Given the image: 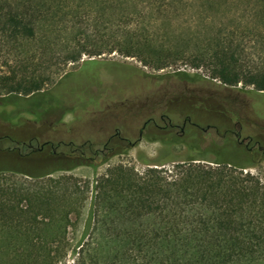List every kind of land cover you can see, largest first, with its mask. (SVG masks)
Returning a JSON list of instances; mask_svg holds the SVG:
<instances>
[{"label": "trees", "instance_id": "trees-1", "mask_svg": "<svg viewBox=\"0 0 264 264\" xmlns=\"http://www.w3.org/2000/svg\"><path fill=\"white\" fill-rule=\"evenodd\" d=\"M183 15L195 20L177 22ZM243 15L252 21H234ZM261 27L264 0H0V48L12 53L0 104L47 93L59 74L48 53L65 64L111 52L155 68L186 60L224 85L264 91V66L245 62L237 36ZM90 142L67 146L84 154ZM145 164L80 178L2 162L0 221L21 244L1 235L0 264H264V182L243 170L245 154L198 146L172 164Z\"/></svg>", "mask_w": 264, "mask_h": 264}, {"label": "rangeland", "instance_id": "rangeland-1", "mask_svg": "<svg viewBox=\"0 0 264 264\" xmlns=\"http://www.w3.org/2000/svg\"><path fill=\"white\" fill-rule=\"evenodd\" d=\"M188 18L183 15L177 22L195 20ZM220 20L230 21L224 18ZM247 20L252 21L243 15L234 21ZM85 23L87 33L92 34L93 20L86 19ZM237 36L244 45L245 62L249 66H264V27L257 34L239 32ZM56 56L51 57L48 53L43 59H50L47 64L53 70H59L54 83L46 87L48 91L45 95H36L28 101L10 99L6 104H0V113H3V117L0 116V134L8 133L24 140L35 138L32 140L34 148L46 139L54 143H67L73 139V146L87 139L91 141L90 149L83 147L85 152L82 156L81 150L72 152L67 145H60L53 154L51 145L47 144L42 150L21 147L24 154L19 155L16 150L5 149V145L10 143L5 140L0 144V164L69 168L57 169L53 175L72 173L80 178H91L118 163L131 165L138 171L144 170L145 162L164 161L165 165L172 164L195 156L198 146L204 147L205 139L200 128L189 123L183 136L178 137L183 142L167 141L172 138L168 134L174 135L172 133L177 132L178 127H166V133L161 135L153 122L147 124L138 138V129L148 117H153L158 125L166 122L160 119L161 114H166L171 122L178 125L188 115L200 126L207 123L217 125L220 132L225 128L233 129V122L239 120L242 125L240 136H251L249 145L257 140L264 149V91H254L252 86L240 83L236 86L224 85L218 79L211 78L209 68L204 64L195 67L186 60H178L155 68L142 64L137 57L123 56L118 52L92 56L83 54L78 61L65 64L61 56ZM5 60L11 65L12 53L10 56L0 48L2 71L7 70ZM130 73H136L137 78ZM232 98L246 104L243 110L240 104L222 106V110L216 107L219 99ZM157 131L158 135L151 136ZM110 136L113 137L107 145L109 150L89 159L93 151L100 149ZM226 136L236 144L232 133ZM129 141H134V144H129ZM194 141L197 145L190 144ZM238 148L250 160L249 166L243 170L264 182V151L256 146L248 151L244 144L238 145ZM206 155L213 157L209 153ZM3 177L11 176L6 174ZM16 177H21V174ZM85 214L86 207L81 221ZM78 228L81 230V224ZM15 231L12 224L0 221V236H11L12 245L21 244L13 234Z\"/></svg>", "mask_w": 264, "mask_h": 264}, {"label": "flooded vegetation", "instance_id": "flooded-vegetation-1", "mask_svg": "<svg viewBox=\"0 0 264 264\" xmlns=\"http://www.w3.org/2000/svg\"><path fill=\"white\" fill-rule=\"evenodd\" d=\"M131 76L133 77H136V73H130ZM225 100V101H223ZM237 104H240V109L243 110V108L246 106V104L244 102H239L238 103V100L236 98H232V99H219V103H218V106H216L218 109H223V107H231V106H238ZM223 106V107H222ZM160 119L164 122L166 120V122L163 124V125H158L155 121H154V118L153 117H148L147 119H145L142 123V125L140 126V128L138 129V138H140L143 134V131L144 129L146 128L147 124L149 122H153L155 128H157V130L159 132H161V135H163L164 133H166V127H169V128H174V127H178V130L177 132L175 133H172L174 135H170L168 134L169 136H176V137H182L184 132H185V129H186V124L189 123L193 126H196V127H199L200 130H201V134H202V137L205 139V144H204V147H212L214 148V145L216 146H222V147H225L227 149H235L239 152V148H238V145H241V144H244L245 146V149L248 150V151H251L252 148H254L255 146L261 150V151H264V149L262 148V146L260 145V142L259 141H254L251 145L250 142L252 140L251 136L247 135V136H244V137H241L240 135V132H241V122L239 120H235L233 122V126L234 128L233 129H230V128H225L222 132L219 131V128L217 127V125L215 124H211V123H207L205 126H200L197 122H194L191 120L190 116L188 115H185L181 124H177V123H173L171 122V119L166 115V114H161L160 115ZM7 120L9 121V119L7 118ZM157 132H153V134H151V136H156L158 135L159 133ZM228 133H232L235 138H236V144L235 142H232L231 140H229L227 138V134ZM113 136H110L108 138V140H106L104 142V144L102 145V147L100 149H97V150H94L93 151V155L89 157V159H93L95 156H98L99 154H104L106 151L109 150V147L107 146L109 144V141L112 139ZM35 139V138H29L27 140H16V139H13L10 137V135L8 133H2L0 134V144L7 140V142L9 144L5 145V149L7 151H11V150H16L18 152L19 155H22L24 153L21 152V147H26L30 150H35V149H38L39 146H41L40 148L41 149H38V150H42V148L49 144L51 145L52 147V153L55 154L56 153V148L60 145H67V143H64L62 141H57L55 144L49 140V139H46V140H43L41 142H39L37 144V147L34 148L33 147V144H32V140ZM129 144L133 145L134 144V141H129L128 142ZM174 143V142H173ZM191 145H194L196 144V141H194L193 143H190ZM197 145V144H196ZM202 147V148H204ZM71 150H80V149H77L75 147H73ZM81 155L83 156V152L80 151Z\"/></svg>", "mask_w": 264, "mask_h": 264}, {"label": "water", "instance_id": "water-1", "mask_svg": "<svg viewBox=\"0 0 264 264\" xmlns=\"http://www.w3.org/2000/svg\"><path fill=\"white\" fill-rule=\"evenodd\" d=\"M258 92H263V90H260V91H258ZM40 147H41V146H39V148H38V149H41Z\"/></svg>", "mask_w": 264, "mask_h": 264}]
</instances>
